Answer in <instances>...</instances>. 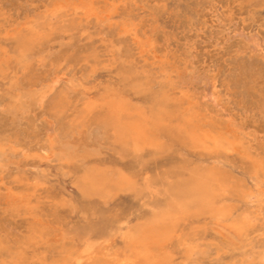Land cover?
Instances as JSON below:
<instances>
[{
	"label": "rangeland",
	"instance_id": "rangeland-1",
	"mask_svg": "<svg viewBox=\"0 0 264 264\" xmlns=\"http://www.w3.org/2000/svg\"><path fill=\"white\" fill-rule=\"evenodd\" d=\"M52 1L0 0V138L8 156L0 158V236L21 253L13 264H50L64 249H81L86 241L121 248L120 229L166 206L179 181L193 171L215 165L210 150L162 133L157 146L123 152L96 120L105 112V99L120 95L134 111L148 113L162 87L173 105H193L207 121L233 130L254 156L264 158V60L252 44L256 36L264 40L263 1L67 0L62 10ZM83 5L93 6L94 14L77 13L75 8ZM105 16L111 18L99 21ZM33 27L45 40L34 48L26 67L14 57L13 35ZM56 73L67 76L43 103L23 97L29 109L10 110L27 90L40 89L39 80ZM214 81L218 107L208 99ZM59 94L66 108L58 117L52 104ZM87 105L94 110L88 111ZM51 139L56 147L65 143L81 155L43 159L40 148ZM251 161L244 154L226 152L217 166L231 175L238 189H255ZM89 166L127 174L140 191H118L110 198L85 196L77 180ZM261 188L264 193V183ZM227 194L226 204L237 216L246 200L236 191ZM255 207L263 216L256 220L255 232L239 231L205 210L191 209L179 217L166 243L173 264L258 261L264 248V198ZM31 227L35 239L28 244ZM108 228L114 229L110 237L98 236ZM193 243L198 245L194 262L188 258ZM12 256L0 254V264H10Z\"/></svg>",
	"mask_w": 264,
	"mask_h": 264
},
{
	"label": "bare ground",
	"instance_id": "bare-ground-1",
	"mask_svg": "<svg viewBox=\"0 0 264 264\" xmlns=\"http://www.w3.org/2000/svg\"><path fill=\"white\" fill-rule=\"evenodd\" d=\"M66 1L67 0H53L51 5L53 7L56 6V10H62L67 7V5H65V3H67ZM261 1L264 2V0ZM75 10L77 13H79L78 10H80L82 14L88 17L94 14V7L89 5L78 6ZM95 14L97 13L95 12ZM110 18L111 16H105L99 18V21L106 22ZM13 37L16 41L13 49L15 54L14 57L19 64L27 67L29 64L27 58L31 54L33 55L32 52L34 48L36 49L38 44L43 45L45 36H42L39 29L33 27L31 29H20ZM252 44L254 50L260 52L261 58L264 60V40L261 38L258 39L256 36ZM7 54L8 53H6V55ZM254 71L257 73V70ZM1 72H4L3 62L0 64V73ZM65 76H67L65 73H56L46 78L45 82H40L39 80V83H37V81L36 83L40 85V89L27 90L24 94L22 93L24 96L19 98L20 103L14 104L10 110L17 113L27 107V109H29L30 105H26L25 102L21 100L23 97L43 103L56 86L60 82L62 84V80L65 79ZM255 79H257V77ZM207 93L208 92H206V94ZM155 94L156 95H154L152 99L153 105L148 113L141 110L134 111L132 103L127 98L120 95L107 100L105 99V101H103L105 112L99 113L96 120L104 129L112 133L115 141L121 144L123 152H127L129 149L139 152L144 147L157 146L159 133H162L173 139L181 140L184 144L210 150L211 153L215 154V165L193 171L187 179L179 181L178 186L174 188L172 200L166 206L153 211L150 217L145 220L143 219L144 221L142 219L140 220L143 222L129 225L126 229H120L122 232L121 235L124 238L123 247L113 248L111 246H96L95 243L86 241L81 249H64L63 255L58 259H53L50 264H173L172 256L166 251V243L175 234L177 229L176 223L179 217L186 214L191 209L208 211L214 214L215 218L220 221H229L233 227L237 228L239 231H256V220L259 218L262 220L263 216L261 210L256 207L253 208V205L261 203L264 198L263 189L261 188L262 183H264V158L260 157L258 154V156H254L249 147L246 146L244 138L239 137L233 130H227L212 121H207L193 105L185 108H182L183 105H179L181 103L173 105V98L170 97L171 95L168 91L162 87L159 92ZM208 94H210L208 99L211 103H213L215 107H218L220 105V93L218 95L216 81L212 82V91ZM63 99H65V97L62 94L57 95L53 99L52 106L53 109H55V115L58 117L61 111L66 108ZM87 106L88 111H93L95 108V106L92 105ZM7 107L8 106H6V108ZM37 113V117L41 116L40 111ZM31 114L33 115V113ZM20 115L23 116L22 113ZM14 116L16 117V115H13V117ZM172 119H174L175 123L169 124ZM49 141L48 145H44L40 148L42 152L40 156L43 159L50 161L51 158L58 157L60 160H66L81 155L68 144L63 143L61 147H56L54 140L51 139ZM4 143L5 142L0 138V158L6 159L8 156L7 150L4 149ZM226 152H238L252 159L251 173L253 174L252 179L254 180L255 189L245 186H240L241 189H238V187L233 184L234 182L231 180V175H229L227 171H222L221 168L217 166ZM85 154L89 155L88 151ZM77 182L85 196L99 195L102 198H110L118 191H140L137 187V183L129 175L124 173L111 174L92 166L86 168ZM233 191L239 192V196L246 200L245 209L237 216H234L232 209H229L226 204L228 202L227 193ZM112 231H114V229L108 228L107 231L100 233L98 236L108 238L110 237L109 233ZM34 233H36V230L31 227V234L29 237L25 238L28 244H33V240L35 239ZM262 235H264V231ZM196 247H198V245L193 243L190 249H188V258L193 262L197 261L192 259V254L198 253V251L194 250ZM0 254L11 255L13 261H10V264H13L16 255H20L21 253L19 251L17 253L12 251L8 242L0 236ZM247 256L249 258V255ZM262 257H264V248L259 251L258 261L246 259V264H261ZM189 260H186L185 263H189Z\"/></svg>",
	"mask_w": 264,
	"mask_h": 264
},
{
	"label": "snow or ice",
	"instance_id": "snow-or-ice-1",
	"mask_svg": "<svg viewBox=\"0 0 264 264\" xmlns=\"http://www.w3.org/2000/svg\"><path fill=\"white\" fill-rule=\"evenodd\" d=\"M261 264H264V257H262L261 259Z\"/></svg>",
	"mask_w": 264,
	"mask_h": 264
}]
</instances>
